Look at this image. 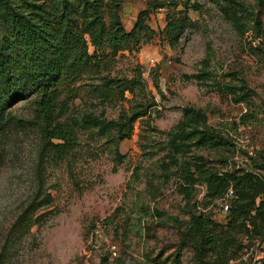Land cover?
<instances>
[{"label":"rangeland","instance_id":"374dc122","mask_svg":"<svg viewBox=\"0 0 264 264\" xmlns=\"http://www.w3.org/2000/svg\"><path fill=\"white\" fill-rule=\"evenodd\" d=\"M149 1L118 0L135 34L62 88L70 141L42 135L33 97L7 109L0 264H264V0ZM14 2L35 16L36 0ZM137 110L117 140L107 122ZM194 126L219 143L174 149Z\"/></svg>","mask_w":264,"mask_h":264},{"label":"trees","instance_id":"16d2710c","mask_svg":"<svg viewBox=\"0 0 264 264\" xmlns=\"http://www.w3.org/2000/svg\"><path fill=\"white\" fill-rule=\"evenodd\" d=\"M36 1L35 16H26L25 19L14 0H0V129L6 123L7 109L15 101L33 97L42 135L46 139L59 138L67 142L73 138L75 129L59 121L66 105L65 100H59L62 88L68 87L90 67L99 65L98 51L101 48L116 52L125 47L135 31L128 32L123 27L118 0ZM167 1L150 0L148 7H162ZM169 1L175 5L178 2ZM224 1L246 7L240 0ZM76 2L82 4L80 11ZM168 16V35L172 36L177 27L173 24L174 16ZM89 42L96 48L94 53L90 52ZM120 81L115 78L104 80L103 87L120 86ZM125 87L130 89V86ZM190 111L201 116L198 111ZM141 115L142 110L122 112L107 122V129L113 127L119 141L128 139ZM193 139L198 143H219L213 131L194 126L172 134L171 144L174 149L182 151ZM262 223L257 233L264 235V220Z\"/></svg>","mask_w":264,"mask_h":264}]
</instances>
